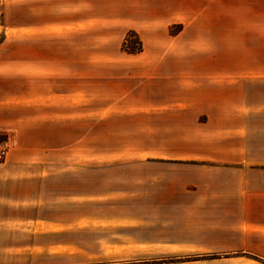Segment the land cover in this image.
Here are the masks:
<instances>
[{"label":"crops","instance_id":"0c3cea01","mask_svg":"<svg viewBox=\"0 0 264 264\" xmlns=\"http://www.w3.org/2000/svg\"><path fill=\"white\" fill-rule=\"evenodd\" d=\"M13 2L41 14V0H1L4 20ZM48 4L53 90L0 103L15 108L0 124L14 136L0 161V264H80L107 223L149 231L155 208L203 209L192 227L211 252L264 264V0ZM129 31L138 54L121 50ZM91 121L131 131L91 153Z\"/></svg>","mask_w":264,"mask_h":264},{"label":"rangeland","instance_id":"374dc122","mask_svg":"<svg viewBox=\"0 0 264 264\" xmlns=\"http://www.w3.org/2000/svg\"><path fill=\"white\" fill-rule=\"evenodd\" d=\"M48 1L41 0L42 6L36 10L41 14H35L32 3L19 7L18 11L14 2L7 19L0 14V71L7 72L5 77L0 74V103L7 95L12 101L17 100L19 94L22 98L23 92L29 95L28 100L40 101L46 91L53 90V31L50 30L53 27V6ZM3 23L10 28L19 26L28 31L4 30ZM10 108L15 110L11 105L3 113L0 107V124L4 118L12 119L8 116ZM105 125L100 128L91 121V153L101 146L98 137L106 140L107 147L118 146L117 140L107 141V138L119 139L129 134L132 123ZM0 135L13 147L12 133ZM137 211L146 218L145 209ZM204 215L203 209L155 208L151 217L155 224L149 231L126 219L109 222L106 232L100 233L99 246L91 245L89 255L75 259H81L80 264H249L244 260L222 259L226 257L211 252L214 249L210 245L216 241L199 239V233L194 235L192 226H202ZM158 221L162 222L161 228L157 227Z\"/></svg>","mask_w":264,"mask_h":264},{"label":"trees","instance_id":"16d2710c","mask_svg":"<svg viewBox=\"0 0 264 264\" xmlns=\"http://www.w3.org/2000/svg\"><path fill=\"white\" fill-rule=\"evenodd\" d=\"M133 39V40H132ZM121 50L127 54H138L142 51V44L136 33L129 31L124 38ZM5 137L0 135V142L4 141Z\"/></svg>","mask_w":264,"mask_h":264},{"label":"built area","instance_id":"2783aa9c","mask_svg":"<svg viewBox=\"0 0 264 264\" xmlns=\"http://www.w3.org/2000/svg\"><path fill=\"white\" fill-rule=\"evenodd\" d=\"M11 148L12 145L10 144L9 140H7V138L0 142V161L6 157Z\"/></svg>","mask_w":264,"mask_h":264}]
</instances>
